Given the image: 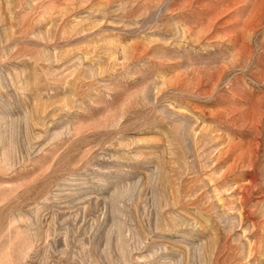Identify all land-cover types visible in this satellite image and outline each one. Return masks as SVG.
Here are the masks:
<instances>
[{
  "label": "rangeland",
  "instance_id": "rangeland-1",
  "mask_svg": "<svg viewBox=\"0 0 264 264\" xmlns=\"http://www.w3.org/2000/svg\"><path fill=\"white\" fill-rule=\"evenodd\" d=\"M0 264H264V0H0Z\"/></svg>",
  "mask_w": 264,
  "mask_h": 264
}]
</instances>
